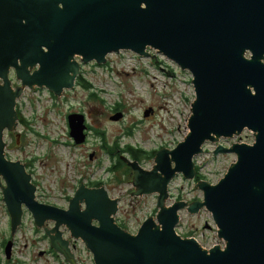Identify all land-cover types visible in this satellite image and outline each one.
Returning <instances> with one entry per match:
<instances>
[{"label":"water","instance_id":"water-1","mask_svg":"<svg viewBox=\"0 0 264 264\" xmlns=\"http://www.w3.org/2000/svg\"><path fill=\"white\" fill-rule=\"evenodd\" d=\"M148 48L189 72L195 95L188 135L175 148L157 151L150 171L121 157L133 174L134 183L127 185L135 192L129 196L157 194L156 215L130 234L114 223L117 201H109L102 188L82 185L67 210L34 202L30 175L3 155V133L17 125L16 99L35 87L60 96L73 88L80 63L103 65L109 54L122 51L148 57ZM11 71L20 82L14 89ZM151 113L149 108L143 116ZM121 118L117 112L110 120ZM66 120L73 143H84L85 117L69 114ZM244 130L254 136L251 145L213 151L214 161L219 154H233L236 161L216 184L197 183L202 201L163 206L172 178L194 180L192 158L205 143ZM0 179L13 235L25 206L37 228L46 221L65 225L93 264H264V0H0ZM185 207L189 214L201 208L210 213L223 249L205 250L176 233L178 212ZM50 241L53 247L54 237ZM63 248L69 260L71 252ZM10 254L9 241L6 259Z\"/></svg>","mask_w":264,"mask_h":264},{"label":"rangeland","instance_id":"rangeland-1","mask_svg":"<svg viewBox=\"0 0 264 264\" xmlns=\"http://www.w3.org/2000/svg\"><path fill=\"white\" fill-rule=\"evenodd\" d=\"M146 51L148 57L122 51L109 54L103 65L94 62L82 64L83 77L92 85V91L75 88L55 97L45 89H25L19 103L28 125H20L16 132L22 134L21 142L25 143L27 138L28 142L10 154L13 159L23 156L34 159L33 177L42 191L50 196L48 200L59 205L66 204V197L72 194L79 183L106 181V185L113 189L109 194L120 197L116 219L124 222L130 233H136L147 217L156 215L155 194L129 196L135 192L133 186L127 185L134 183L132 171L124 168L119 173L121 176L117 171L116 176H113L114 173L109 170L112 161L103 145L105 142L112 145L117 141L120 147L129 144L147 152L175 148L189 133L187 121L195 98L189 72L181 71L176 64L152 49ZM11 83L15 84L14 81ZM91 93L97 97L90 96ZM116 107L122 118L112 121L110 117ZM149 108L152 113L144 117V111ZM70 113L82 114L89 129L85 143L79 146L73 145L68 135L66 116ZM129 130L130 135L127 134ZM97 132L104 133V141ZM243 133L245 135L241 141L251 142V132L244 130ZM226 141L241 144L238 138ZM212 153H201L192 160L199 167L200 174L206 178L205 182L214 185L224 177L236 161V156L219 154L214 161ZM90 154H93L92 159L89 158ZM138 164L143 170L150 171L154 161L151 159ZM196 185L195 180L186 181L177 174L170 180V193L180 196L181 201L188 204L195 199L202 201L203 194ZM4 205L1 202L0 242L8 234V217ZM172 205L169 199L163 203L164 207ZM22 208L27 210L25 206ZM80 210H85L84 204ZM178 216L175 228L181 236H201L200 244L207 248L213 243L222 244L223 241L216 238V225L205 208H201L197 214H189L185 207L178 212ZM31 218L33 220L31 213L29 219L21 216L25 226L17 227L18 233L15 231L16 262L13 264H56L50 257L39 256L40 248L46 245L44 247V243H37ZM4 258L0 250V261ZM76 258L81 264H93L91 253L83 246L76 251Z\"/></svg>","mask_w":264,"mask_h":264},{"label":"flooded vegetation","instance_id":"flooded-vegetation-1","mask_svg":"<svg viewBox=\"0 0 264 264\" xmlns=\"http://www.w3.org/2000/svg\"><path fill=\"white\" fill-rule=\"evenodd\" d=\"M76 61H78L80 63L79 59L78 60L76 59ZM75 75H76L75 79L73 80V88L70 89V90H63L61 95L67 94L68 92H71L75 88H81L82 90H84L79 85V78L83 77L82 64L81 63H80V70ZM9 76H10L11 82L14 81V83H15V84L11 83V87L13 89L16 88L17 86H20L19 83H18L19 81L16 80L13 71L10 72ZM70 76H73V73H70ZM40 89H45V88H40ZM84 91H88V90H84ZM49 93L51 95L55 96L51 92H49ZM60 96H55V97H60ZM19 98L20 97H18L16 99L15 106H14V111L17 114V125H15L13 127L14 128L13 131H4V133H3V141H4L3 155H4L5 159L8 162L20 164V166L23 167L25 174L26 175H30L29 184L33 188V200H34V202H36L37 204H40V205L52 206V207H55V208L57 207L58 209H61V210H67L68 206H69L70 198L74 196L76 190L82 185V188H85L87 190L102 188L105 191L106 198L109 201H115V200L117 201V208L119 209V202H120L119 198L120 197L119 196L118 197H112L109 194V192H111L113 189L109 188V186L106 185V181L103 182V181H99V180L92 181V182H86L85 184L84 183H79V185L72 192L70 197H66L67 198L66 199V204L67 205L65 204L66 206L65 205H59L57 203H52V202L48 201V198L50 196L42 191L41 187L37 183V180L33 177L34 175L32 173V165H33L34 159L30 160L28 157H25V156H23V158L13 159L10 156V154H11V152H13V150H20V148H18L19 147L18 145L20 143L22 134L16 132V130L18 131V127L20 125H22L21 124L22 112H21V108H20L21 106H20V103H19ZM117 109H119V108L116 107L113 110V112L114 113L119 112ZM70 114H79V113H70ZM67 116H66V118H67ZM87 130H88V126H87ZM7 138H9L8 142L6 141ZM13 142L16 145V147L15 146L11 147V144H13ZM71 142H72L73 145H75L73 143L72 139H71ZM84 143H82V144H84ZM72 144L70 143V145H72ZM82 144H80V145H82ZM75 146H79V145H75ZM116 152H118V151H116ZM93 154H94V156H96L95 153H93ZM118 156H119L120 160H121L122 156H125L129 160H131L127 154H119ZM154 157L152 158L153 160H154ZM108 158H109V156H108ZM109 159L112 161V163L116 162L115 158H109ZM131 161H133V160H131ZM112 166H113V164H111V167ZM126 167H128V166L126 165ZM128 168L130 169V171H132L130 167H128ZM112 172H113V170H112ZM113 176H116V173H114ZM119 176H121V175L119 174ZM0 183H1V187H0V204H1V202H3L2 187L3 188L5 187V183H4V181H2V179H0ZM157 196H158L157 194L154 195V197L156 199H157ZM63 197H65V196H63ZM82 205H83V203L79 205V210L81 209ZM21 209H22V218H27L28 217V219H29L30 213L27 212V210L25 211L22 207H21ZM118 209H117L116 214L113 217L114 223L117 226H119L121 229L125 230L126 229L125 223L122 222V221H118L116 219V216H117V213H118ZM5 211H6V215L8 217V219H7L8 220L7 221L8 222V226H7L8 227V234L5 237V239H3L0 242V250H2L3 253H4L5 245H6L7 242L10 241L11 242V254H10V259H5L4 258L3 261H0V264H13L14 262H16L15 261V256H14V252H15V247H16V243L17 242L15 240V236L11 233V230H10V219H9V214H8L7 209H6V206H5ZM31 222H32V226H33L32 231H33V233L35 234V236L37 238V243H39V244L40 243H42V244L44 243V247L46 245L45 248H40V250H39L40 253H38L39 256L50 257L52 260H55L56 264H81L76 258V251H78V249L81 248L82 246L85 249H86V247H85L84 243L80 239L79 240H77L75 238L72 239L73 237L71 236L70 231L68 230V228L65 225H60L58 228H56V225H55L54 221H53L54 222L53 224L50 223V221H48V222H45L46 226L43 229H40V228H37L35 226L34 220H32V218H31ZM91 225H93L94 227L98 226V224L95 221H92ZM18 228H22V224ZM56 233H59V238H56ZM132 234H135V233H132ZM15 235H17V234H15ZM50 236L54 237V239H55V243L56 244H54L53 247L51 245ZM64 246H66L70 250V252L72 254V257L69 258V260L63 255V254H66V252L64 251V248H63ZM73 252H74V254H73ZM66 256L69 257L68 254H66ZM17 262L19 263V261H17ZM20 264H22V263H20Z\"/></svg>","mask_w":264,"mask_h":264},{"label":"trees","instance_id":"trees-1","mask_svg":"<svg viewBox=\"0 0 264 264\" xmlns=\"http://www.w3.org/2000/svg\"><path fill=\"white\" fill-rule=\"evenodd\" d=\"M97 66V65H95ZM79 85L84 89V90H88V91H92V85L90 84L89 81H87L84 77H81L79 78ZM53 96V95H51ZM90 96H96L94 93H91ZM97 97V96H96ZM119 110V109H117ZM21 124L23 126H27L28 125V122L24 119L23 116H21ZM101 138L103 139L104 141V133L102 132H97ZM127 134L130 135L131 134V131H127ZM104 148H105V151H106V154L109 156V158H115L116 159V162L112 163L113 166L109 169L110 171L113 170V173H120V171H123L124 168L127 170V171H130L129 168L126 167V165L122 162V160H120L119 158V154H127L129 156V158L133 161H137V162H142V161H148V160H151L154 156H155V153L156 151H150V152H147V151H144L143 149L141 148H136V147H133L129 144H126L122 147L119 146V144L117 143V141L115 143H113L112 145L110 144H106V142L104 143ZM118 151V152H116ZM196 179H195V182H199L200 180H203L205 179V177H202L199 173H198V169H196Z\"/></svg>","mask_w":264,"mask_h":264},{"label":"built area","instance_id":"built-area-1","mask_svg":"<svg viewBox=\"0 0 264 264\" xmlns=\"http://www.w3.org/2000/svg\"><path fill=\"white\" fill-rule=\"evenodd\" d=\"M247 131V130H246ZM244 132V131H243ZM241 133L240 135H238V136H233L232 138H238V140H240V142H241V144L242 143H244V144H248V145H251L252 143H253V141H254V136H253V134L251 133V135H252V140H251V142H249V141H245V142H243V141H241V139H243L244 137H243V135H245V133ZM247 132H249V131H247ZM226 140H228V139H225V138H219L216 142H213V143H205L204 145H203V147H202V150H203V152H202V154H204L205 152H207L208 151V153H211V152H213L215 149H216V147L217 146H223V147H226V148H229V147H231L233 144H231L232 143V141H229V142H227ZM195 164H196V162H195ZM169 193H170V188H169ZM178 196L176 195V196H174V195H172L171 193H170V195H169V200H172V202L174 203L178 198H177ZM49 201V200H48ZM53 203V202H52ZM24 224H23V226H25V222H23ZM177 230V233L178 234H180V235H182L181 233H179L178 232V229H176ZM198 243H199V245L201 246V248H203V249H205V250H208L209 248H211L212 246H219L221 249H223L224 248V245H225V243L224 242H222V244L220 245V244H215V243H213V244H211V245H209L208 246V248L207 247H203L202 246V244H200V242L202 241V239H201V236H194L193 237ZM217 238V237H216ZM219 241H221V240H219Z\"/></svg>","mask_w":264,"mask_h":264}]
</instances>
